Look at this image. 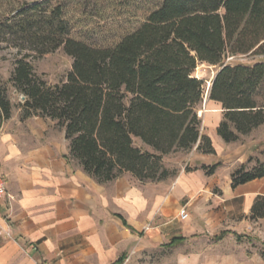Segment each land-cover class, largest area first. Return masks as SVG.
Returning a JSON list of instances; mask_svg holds the SVG:
<instances>
[{
	"label": "trees",
	"instance_id": "trees-1",
	"mask_svg": "<svg viewBox=\"0 0 264 264\" xmlns=\"http://www.w3.org/2000/svg\"><path fill=\"white\" fill-rule=\"evenodd\" d=\"M70 7L85 20L68 16ZM141 8L146 16L139 25L110 44L71 35L88 17ZM1 40L18 48L8 82L23 96L20 120L52 121L68 143L66 159L100 184L125 174L140 182L164 180L175 171L163 158L174 151L215 154L197 114L204 96V81L194 75L199 63L217 66L208 99L223 110L216 133L224 142L264 123V0H35L0 21ZM59 48L71 67L65 80L50 84L31 60ZM13 106L0 82V126ZM219 165L185 171L209 176ZM262 177L264 162L249 157L231 171L230 186ZM248 218H264V194L255 197ZM259 254L264 259V249Z\"/></svg>",
	"mask_w": 264,
	"mask_h": 264
},
{
	"label": "crops",
	"instance_id": "crops-1",
	"mask_svg": "<svg viewBox=\"0 0 264 264\" xmlns=\"http://www.w3.org/2000/svg\"><path fill=\"white\" fill-rule=\"evenodd\" d=\"M209 101L217 109L200 114L209 128L202 133L211 138L216 156L227 147L230 159L215 160L220 166L209 176L201 169L189 172L209 179L222 167L223 201H240L242 213L249 214L255 197L264 194V177L232 188L230 173L249 157L264 162V123L240 140L226 143L216 133L223 116L221 105ZM18 115L19 109L16 114L12 111L0 126V168L7 193L13 196L12 200L0 197V264H153L190 236L183 233L187 226H180L174 211L162 224H150L159 217L163 199L147 202L141 189L123 186L120 177L96 182L66 159V140L63 147L45 135L46 126L32 122L39 117L20 120ZM214 162L205 158L195 166ZM161 228L181 229L168 236L167 248L159 246Z\"/></svg>",
	"mask_w": 264,
	"mask_h": 264
},
{
	"label": "rangeland",
	"instance_id": "rangeland-1",
	"mask_svg": "<svg viewBox=\"0 0 264 264\" xmlns=\"http://www.w3.org/2000/svg\"><path fill=\"white\" fill-rule=\"evenodd\" d=\"M32 1L35 0H0V21L12 16L22 6ZM80 13L82 10L70 7L67 15L85 20L86 15ZM145 16L146 11L142 8L120 17L113 16L107 11L103 19L88 17V22L73 29L71 35L90 44L107 45L125 32L136 28ZM17 56V47L10 41H0V82L8 89V96L14 105L13 114H16L18 104L23 100V96L16 93L8 82ZM238 59L245 61V58ZM227 60L236 59L230 57ZM31 61L38 74L43 75L48 83L55 84L65 80L72 59L59 48L34 57ZM216 70L217 66L206 63H199L194 70V74L204 81L203 100L197 106L198 116L202 112H212L217 109L215 104L208 100L209 83ZM200 118L201 131L206 133L209 128L206 129L204 117ZM33 121L46 126L45 135L48 134L58 140L63 147L66 146L61 130L54 127L53 123L43 122L40 118ZM34 126L35 123L31 127ZM134 143L142 146L138 140ZM221 149L219 156H216V153L208 154V157L203 156V153L197 151L195 147L189 151L178 150L165 155L163 165L175 172L164 180L140 182L126 174L120 177L119 181L123 186L131 184L141 189L147 202L155 203L157 197L163 199L158 207L159 217L155 216L150 221L151 225L162 224L163 221L168 220L173 211L177 215L181 208H185L188 213L185 220L180 219L179 215L177 220L180 226H187L183 233L190 236H187L183 243L170 247L167 253L153 264H264V259L259 254L260 250L264 249V219L250 220L248 214L242 213L240 201L235 204L223 201L221 187L225 181V173L222 167L215 177L209 179L185 171L186 167L193 168L205 158L212 162L218 158L229 160L228 148ZM71 163L76 167L74 162ZM160 231L162 240L159 241V246L167 248L164 244L168 242V236L181 232V229L177 228L170 232L166 228H161ZM226 231L228 232L222 238L217 239L218 235ZM235 234H240L241 237L237 238ZM38 264L43 263L38 262Z\"/></svg>",
	"mask_w": 264,
	"mask_h": 264
},
{
	"label": "built area",
	"instance_id": "built-area-1",
	"mask_svg": "<svg viewBox=\"0 0 264 264\" xmlns=\"http://www.w3.org/2000/svg\"><path fill=\"white\" fill-rule=\"evenodd\" d=\"M195 75V74H194ZM196 76V75H195ZM197 77V76H196ZM7 195V197L12 200L13 196H11L10 194L7 193V189H6V183H5V178H4V174L0 168V197ZM178 215L180 217V219L185 220L188 217V213L186 211L185 208H181L178 212Z\"/></svg>",
	"mask_w": 264,
	"mask_h": 264
},
{
	"label": "water",
	"instance_id": "water-1",
	"mask_svg": "<svg viewBox=\"0 0 264 264\" xmlns=\"http://www.w3.org/2000/svg\"><path fill=\"white\" fill-rule=\"evenodd\" d=\"M210 85H211V82L209 83V87H210ZM209 87H208V91H209ZM22 99H23V97H22Z\"/></svg>",
	"mask_w": 264,
	"mask_h": 264
}]
</instances>
